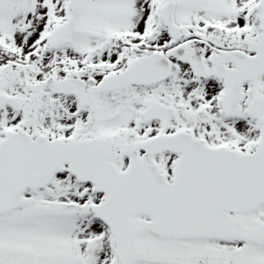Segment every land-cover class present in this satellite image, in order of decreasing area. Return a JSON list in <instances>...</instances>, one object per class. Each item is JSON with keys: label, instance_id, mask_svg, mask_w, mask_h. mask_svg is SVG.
<instances>
[{"label": "snow or ice", "instance_id": "6c2138e0", "mask_svg": "<svg viewBox=\"0 0 264 264\" xmlns=\"http://www.w3.org/2000/svg\"><path fill=\"white\" fill-rule=\"evenodd\" d=\"M0 264H264V0H0Z\"/></svg>", "mask_w": 264, "mask_h": 264}]
</instances>
